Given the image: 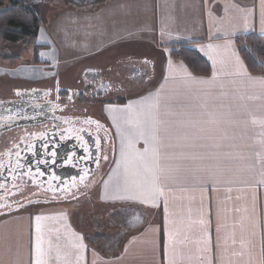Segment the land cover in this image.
I'll return each mask as SVG.
<instances>
[{
    "label": "crops",
    "instance_id": "obj_1",
    "mask_svg": "<svg viewBox=\"0 0 264 264\" xmlns=\"http://www.w3.org/2000/svg\"><path fill=\"white\" fill-rule=\"evenodd\" d=\"M27 1L46 6L33 7L36 46L57 62L77 52L106 64L150 49L137 59L151 70L138 88L108 79L98 101L113 162L97 201L85 198L93 208L81 198L0 217V264H264V75L239 54L242 36L264 40V0ZM179 45L210 74L170 59ZM84 70L79 78L103 71ZM105 221L119 236L109 249L90 240Z\"/></svg>",
    "mask_w": 264,
    "mask_h": 264
},
{
    "label": "flooded vegetation",
    "instance_id": "obj_2",
    "mask_svg": "<svg viewBox=\"0 0 264 264\" xmlns=\"http://www.w3.org/2000/svg\"><path fill=\"white\" fill-rule=\"evenodd\" d=\"M142 61L150 67L151 62ZM96 71L94 73L100 77L94 81H97L93 84L95 87L90 90L85 75L78 79L76 87L57 80L40 84L23 82L20 77L1 76L2 80H6V85L0 87V217L21 210L35 211L43 205L76 206L77 201L86 195L84 189L94 184V175L107 159L108 147L112 148L109 142L111 138L101 115L100 120L91 115L85 116L84 113L75 115L78 114L75 108L81 105L77 99L82 101L84 98L80 99L79 95H87L96 89L104 92L108 88L105 86L108 79L102 76L103 71ZM62 94L65 96L61 97ZM41 135L51 141L48 145L51 148L57 141L66 142L72 138L83 140L95 136L97 162L93 174L88 178V170H82L79 179H71L60 185L58 168L50 158L48 163L55 167H49L48 178L34 164L36 173L27 176L28 171L34 168L26 169L25 164L22 166L27 153L23 149L25 141L29 137L39 138Z\"/></svg>",
    "mask_w": 264,
    "mask_h": 264
},
{
    "label": "rangeland",
    "instance_id": "obj_3",
    "mask_svg": "<svg viewBox=\"0 0 264 264\" xmlns=\"http://www.w3.org/2000/svg\"><path fill=\"white\" fill-rule=\"evenodd\" d=\"M21 1L23 2L26 1V3H28L27 0H21ZM37 1H40V0H37ZM31 3L37 11L40 10L41 7H46V6H40L38 8V4L40 2H34L35 4L33 2ZM59 7H61V5L57 6V8ZM47 33L48 35H50L49 28H47ZM41 42L42 40L39 41L38 44L41 45ZM47 46H48L47 49L51 48V45H47ZM242 47H245V45L243 44ZM124 48H128V47H124ZM133 49H137V48H133ZM140 49H143V48L140 47ZM44 50L45 49L43 48L24 49L20 42L3 45L2 47H0V56L2 58L18 57L19 63L16 65V67L12 69L8 67H2V66L0 67V69L1 70L10 69L11 71H13L14 76L20 77V79H22L23 82L27 81V83L30 82V83L45 84V83H50L56 80V78L60 77L59 78L60 83L66 84L71 87L77 86L79 76L81 75V73L83 74L85 72L84 70L85 67L86 66L90 67V65L95 66L99 69H103L102 75L107 76L108 74L107 79H109L110 81H113L117 85V87H121L123 89L141 87L144 83H146L147 81L146 79L150 76L151 69L148 66V64L144 63L140 59H137V58H142L140 54H144L143 57L146 55V52L147 54H149L151 52L150 49L135 50L134 52H132L133 53L132 56H125V57L120 56V57H115L114 59L111 58L109 60V63H106V64H105L106 59L104 58L105 57L109 58L106 55H98L97 58H93L94 60H87L91 62L82 63L81 60L85 59L83 57L84 55H80L77 52H75L74 54L72 53V55H69V56H61L64 61L61 60L57 62L58 60H55L56 57L53 56L55 54L50 55L49 52H43ZM35 51H38V56L35 55L34 53ZM149 55L152 56V54H149ZM114 60L116 61L114 62ZM30 66H32V68L26 72L25 69ZM34 70H37V74H33ZM42 70L45 72V74L42 73ZM55 72L56 74L60 73L62 75L59 76L58 74V76L53 77V74ZM90 73H93V74L89 75ZM42 75H45V77L47 78L39 80L37 82L31 81L34 78L42 77ZM87 75L88 76L85 75L86 76L85 80L87 82V88L88 90H90L95 87V85L93 84H96L97 81L96 82L94 81L98 78L99 75L95 74L94 72H89ZM25 79H28V80H25ZM3 83H5L4 84L5 86L6 80L4 81L1 79L0 87L2 86ZM60 96L63 97L65 96V94H62ZM102 96H105V93L102 92V90H98V89H96L95 92L91 94L79 95L80 99H82L83 97L84 98L82 101L77 99L78 101L81 102V105H78L75 108V113H78L75 115H82L84 113L85 116L91 115L92 117L99 119L101 117L99 114L101 104L98 101L102 98ZM90 102H93V103H90ZM70 111L74 112V110H70ZM108 149H109V153H108L107 159L103 162L102 168L98 170V172L94 175V184L88 189L87 188L84 189V192L86 191V195H84V197L80 201L81 203L79 204L82 207V209L87 210V208L89 207L93 208L94 205L89 204L90 200L93 199V201H97V193H96V189L94 188L96 187V184H98L101 177L104 175L105 171L109 168V166L113 162V147L112 148L108 147ZM89 194L92 195L90 197V200L85 199L88 197ZM96 233L99 234L100 232L97 230Z\"/></svg>",
    "mask_w": 264,
    "mask_h": 264
},
{
    "label": "trees",
    "instance_id": "obj_4",
    "mask_svg": "<svg viewBox=\"0 0 264 264\" xmlns=\"http://www.w3.org/2000/svg\"><path fill=\"white\" fill-rule=\"evenodd\" d=\"M40 27L41 20L31 5L20 0H0V47L20 42L24 49H36V38ZM239 39L241 44L239 54L247 71L252 75H264V40L253 34ZM243 44L245 47H242ZM169 58L182 61L193 75L208 76L210 74L208 64L187 46H177L176 51L171 52ZM18 63V57L2 58L0 56V67L12 69ZM91 93L93 92L87 94ZM103 223L100 222L97 226L100 233L92 235L90 240L96 247L109 249L114 246L119 236L106 233L108 226L112 224L111 221Z\"/></svg>",
    "mask_w": 264,
    "mask_h": 264
},
{
    "label": "water",
    "instance_id": "obj_5",
    "mask_svg": "<svg viewBox=\"0 0 264 264\" xmlns=\"http://www.w3.org/2000/svg\"><path fill=\"white\" fill-rule=\"evenodd\" d=\"M42 136H39V138L29 137V140L25 141L23 149L27 153L22 161V166L27 165L26 169L28 167L34 168V164L39 172H44V177L48 178L50 176L49 167H55L54 164L48 163V160L52 158L58 168V183L60 185L68 183L71 179H79L82 170H88V178L93 174L97 162V138L95 136H89L87 139L83 138V140L72 138L66 140V142L57 141L52 148L48 147L51 141L44 139ZM36 171L35 168L30 169L27 176L31 177ZM24 173H27V171Z\"/></svg>",
    "mask_w": 264,
    "mask_h": 264
},
{
    "label": "snow or ice",
    "instance_id": "obj_6",
    "mask_svg": "<svg viewBox=\"0 0 264 264\" xmlns=\"http://www.w3.org/2000/svg\"><path fill=\"white\" fill-rule=\"evenodd\" d=\"M17 155H18V154H17ZM37 219L39 220L40 217H37ZM35 264H41V261H40L39 259H37V260L35 261Z\"/></svg>",
    "mask_w": 264,
    "mask_h": 264
}]
</instances>
